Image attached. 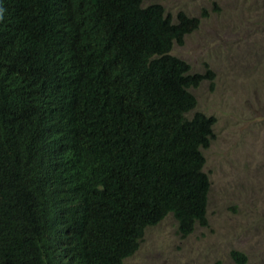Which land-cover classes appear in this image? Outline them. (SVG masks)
Here are the masks:
<instances>
[{"label": "trees", "instance_id": "trees-1", "mask_svg": "<svg viewBox=\"0 0 264 264\" xmlns=\"http://www.w3.org/2000/svg\"><path fill=\"white\" fill-rule=\"evenodd\" d=\"M199 23L157 0H0V264H123L168 214L208 225L217 119L191 88L215 73L171 52Z\"/></svg>", "mask_w": 264, "mask_h": 264}, {"label": "rangeland", "instance_id": "rangeland-1", "mask_svg": "<svg viewBox=\"0 0 264 264\" xmlns=\"http://www.w3.org/2000/svg\"><path fill=\"white\" fill-rule=\"evenodd\" d=\"M157 1L173 19L179 10L200 17L171 52L191 71L215 73L213 88L209 80L191 88L195 109L217 119L203 148L208 225L181 236L168 214L145 229L123 264H227L232 248L248 264H264V0Z\"/></svg>", "mask_w": 264, "mask_h": 264}, {"label": "clouds", "instance_id": "clouds-1", "mask_svg": "<svg viewBox=\"0 0 264 264\" xmlns=\"http://www.w3.org/2000/svg\"><path fill=\"white\" fill-rule=\"evenodd\" d=\"M0 253H1V249H0Z\"/></svg>", "mask_w": 264, "mask_h": 264}]
</instances>
